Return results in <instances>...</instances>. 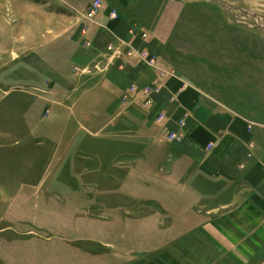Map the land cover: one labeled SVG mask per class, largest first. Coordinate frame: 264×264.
<instances>
[{
  "label": "rangeland",
  "instance_id": "374dc122",
  "mask_svg": "<svg viewBox=\"0 0 264 264\" xmlns=\"http://www.w3.org/2000/svg\"><path fill=\"white\" fill-rule=\"evenodd\" d=\"M89 1L0 0V264H213L183 244L213 192L116 102L68 9ZM193 1L191 30L213 39L180 60L264 129V0Z\"/></svg>",
  "mask_w": 264,
  "mask_h": 264
},
{
  "label": "crops",
  "instance_id": "0c3cea01",
  "mask_svg": "<svg viewBox=\"0 0 264 264\" xmlns=\"http://www.w3.org/2000/svg\"><path fill=\"white\" fill-rule=\"evenodd\" d=\"M102 2L103 14L98 21L107 27H93V45L87 48L94 56L93 66L104 72L107 86L118 98L116 102H124V108L136 112L139 123L151 129V136L168 146V156H172L168 160L213 192L212 207L200 209L208 217L197 220L200 225L183 238V244L193 241L194 246H212L213 264L258 263L264 254V129L208 91L206 82L192 79L180 60L192 55L189 51L186 58L187 41L200 36L211 40L213 32L191 30L194 27L190 24L198 19L193 0ZM110 9L118 12L117 20L106 17ZM134 25L148 33V43L130 35ZM182 27L184 32H178ZM128 42L136 50L146 47L158 56L160 70L128 56ZM112 43L113 50L108 51ZM217 48L221 49L219 53L227 50L224 46ZM160 71L175 75L163 81L151 105L145 106L140 95L126 98L132 85L153 87ZM216 86L219 82H213V88ZM160 114L164 119L158 122ZM171 133H182L185 140L166 139Z\"/></svg>",
  "mask_w": 264,
  "mask_h": 264
},
{
  "label": "built area",
  "instance_id": "2783aa9c",
  "mask_svg": "<svg viewBox=\"0 0 264 264\" xmlns=\"http://www.w3.org/2000/svg\"><path fill=\"white\" fill-rule=\"evenodd\" d=\"M102 3H103L102 0H92L87 5V7L82 11L76 9L75 7H73L71 5L68 6V9L70 11H72V13H73V17L76 19H81L82 24H84L82 31L81 30L80 31L82 34L83 44L86 48H91L93 45L92 40H91V36H92L91 29L94 26H97V27L98 26H100V27L105 26V27H107L106 25L101 24L97 18V13L100 11ZM117 13L118 12H116V10L112 11L111 17L114 19H117V17H118ZM134 30H136L135 34L139 33L141 35L142 39H144V40L147 39L148 35L146 34V32L141 31V29L137 28V25L133 26V28L130 30V33H133ZM107 50L108 51L113 50V43L107 47ZM125 53L130 57L140 58L141 60H143L145 62V64L147 66H149L152 69H159V57L150 53L146 49L141 48L140 50H136L129 43H127V45L125 47ZM173 75H175L174 72L168 73L165 71H160L157 81L161 80L163 82L167 77H170ZM150 90H151V88L140 89L138 86L132 85V86H130V88L127 92L126 98H128L129 95H133V94L140 95L141 94L145 98L144 101H145L146 106H149L152 104V98H153V96L150 94ZM163 119H164V115L160 114L158 116V122H161ZM251 128L252 127H249V129H251ZM166 139H168L170 141H171V139L182 141L185 139V135L182 133H171L167 136Z\"/></svg>",
  "mask_w": 264,
  "mask_h": 264
}]
</instances>
